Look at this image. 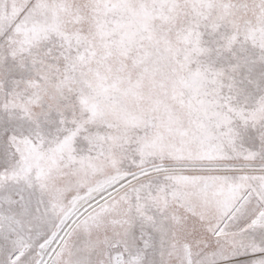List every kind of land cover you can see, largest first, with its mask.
<instances>
[{
    "label": "snow or ice",
    "instance_id": "1",
    "mask_svg": "<svg viewBox=\"0 0 264 264\" xmlns=\"http://www.w3.org/2000/svg\"><path fill=\"white\" fill-rule=\"evenodd\" d=\"M0 264H264V0H0Z\"/></svg>",
    "mask_w": 264,
    "mask_h": 264
}]
</instances>
